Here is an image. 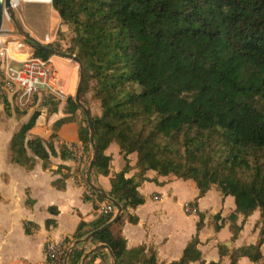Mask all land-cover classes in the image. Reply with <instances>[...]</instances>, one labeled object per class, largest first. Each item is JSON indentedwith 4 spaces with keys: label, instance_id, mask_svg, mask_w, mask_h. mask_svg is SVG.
Here are the masks:
<instances>
[{
    "label": "trees",
    "instance_id": "16d2710c",
    "mask_svg": "<svg viewBox=\"0 0 264 264\" xmlns=\"http://www.w3.org/2000/svg\"><path fill=\"white\" fill-rule=\"evenodd\" d=\"M51 6L71 34L66 52L84 66L80 97L89 84L93 99L100 102L101 115L92 118L98 148L94 171L105 149L118 138L124 155L137 153L142 173L151 170L159 176L193 179L200 196L215 187L233 197L236 210L224 220L230 222L234 238L241 230L237 214L247 217L259 210L257 242L229 256L230 264L242 257L264 264V0H51ZM46 48L34 47L33 56L50 58L52 45ZM66 103L68 113L79 111L86 122L79 140L89 148L85 114L74 96ZM59 104L49 94L42 96L39 109L11 140L13 163L33 168L34 158L23 153L27 146L47 167L49 153L41 142L25 140L41 109L54 113ZM142 181L118 173L109 195L123 211L134 209L144 203L137 191ZM111 219L103 215L87 230L83 223L75 239ZM204 219L199 214L198 230ZM93 239L109 247L116 264H131L125 259L126 242L114 240L109 228ZM198 243L195 237L170 264H206ZM144 250L140 248V262L157 264L155 252L146 256ZM83 255L82 250H73L70 262Z\"/></svg>",
    "mask_w": 264,
    "mask_h": 264
},
{
    "label": "crops",
    "instance_id": "0c3cea01",
    "mask_svg": "<svg viewBox=\"0 0 264 264\" xmlns=\"http://www.w3.org/2000/svg\"><path fill=\"white\" fill-rule=\"evenodd\" d=\"M53 12L59 18L57 26L60 28L61 42L57 45V50L60 51L68 47L71 34L67 25L61 23L58 13L54 10ZM19 16L25 27L27 22L24 16L21 13ZM29 33L35 39L43 40L36 30L29 28ZM64 34L67 35L66 38ZM31 50V47L27 46L21 57L31 56ZM61 52L65 53L64 50ZM54 64L73 88L78 83V66L59 56L54 59ZM64 69L67 72H64ZM43 94L46 95H38L34 106L26 111L0 102V264L40 263L44 260V245L47 240L73 243L77 241L75 235L83 223L87 225L84 230H87L103 216L92 203L91 189L83 177L91 157V147H86L79 140V130L86 122L79 111L74 114L67 112V101L59 102L54 113L41 109V115L26 136L25 141L37 139L45 147L49 153L47 167H43L42 160L27 146L23 153L34 158L32 169L27 170L11 161V140L29 120L35 108L39 109ZM81 103L89 110L92 118L101 115L100 102L93 99L92 90L82 93ZM48 142L54 151L53 154ZM69 145L82 147L85 153L83 163L73 159L67 149ZM62 153L65 155L62 156ZM98 166V171L93 168L90 179L92 184L106 195H109L118 173L123 172L125 178H143L137 191L143 197L144 203L127 211L122 209L118 220L108 227L114 240L126 242L125 259L131 264H142V247L145 248L146 256H150L151 251L155 252L157 264L178 261L186 246L195 237L199 240L198 249L202 262L230 264L229 254L232 251L254 245L258 240L259 228L256 226L260 222L259 210L247 217L241 213L237 214V224L241 230L234 238L230 222L224 220L229 213L236 210L233 197L223 196L215 187L200 196L197 181L193 179L159 176L151 170L142 173L137 153L124 155L118 138L105 149L104 156L98 160ZM104 169L108 170L107 174L102 172ZM84 195L88 200L84 199ZM152 195H157L159 200L151 199ZM186 201L196 203V214L184 212L183 203ZM115 214L116 212L111 215L112 219ZM199 214L205 216L204 225L200 230L197 229ZM215 215H220V219L215 220ZM215 224L220 226V229L216 230ZM35 227L39 229L37 232L33 230ZM93 238L77 245L74 250H82L85 255L100 245ZM222 251L228 253L220 254ZM261 251L264 255V244ZM82 258L69 262L81 264ZM112 262L108 251L104 249L89 257L85 264ZM189 264L200 262L192 261ZM236 264L262 262L255 263L242 257Z\"/></svg>",
    "mask_w": 264,
    "mask_h": 264
},
{
    "label": "built area",
    "instance_id": "2783aa9c",
    "mask_svg": "<svg viewBox=\"0 0 264 264\" xmlns=\"http://www.w3.org/2000/svg\"><path fill=\"white\" fill-rule=\"evenodd\" d=\"M58 28L43 39L45 44L52 45V50L56 51H58L57 45L61 42L60 28ZM70 46L71 41L68 43V47ZM26 48L25 41L17 35L8 39L0 35V102L22 111L31 109L35 98L41 93L51 95L60 103L66 102L73 95V88L54 64V59L58 56L53 54L46 60L34 56L22 58L21 53ZM67 149L78 163L84 162L85 153L82 147L69 145ZM85 176L86 173L83 175L84 179ZM150 198L159 200L157 195H152ZM91 201L101 215L111 216L117 211L105 199L99 200L92 196ZM183 210L186 214L193 215L198 212V207L195 202L186 201L183 203ZM33 230L37 232L39 229L35 227ZM73 243L47 240L44 245V260L40 263L26 264H70Z\"/></svg>",
    "mask_w": 264,
    "mask_h": 264
},
{
    "label": "water",
    "instance_id": "95a60500",
    "mask_svg": "<svg viewBox=\"0 0 264 264\" xmlns=\"http://www.w3.org/2000/svg\"><path fill=\"white\" fill-rule=\"evenodd\" d=\"M5 16L13 23L18 37L22 38L23 40H25L27 42L32 43L34 45V47H36L37 49H47L45 45L41 44L27 30H25L22 22L20 21V19L18 18L17 14L14 10V5L12 3V0H0V32L2 30L3 21H4ZM52 52H53V54H55L59 57L68 59V60L76 63L78 68H79V81H78L77 86H76L74 100H75V103L82 109L83 113L86 116L87 126L89 129V142H90V147L92 149V154H91V157H90V160L88 163V168L86 171L85 181L91 190L100 194L103 199L110 202L117 209L114 218L109 223H107L105 226L101 227L100 229L91 232L85 238L75 241L73 243V247H72V250H74L77 247V245L84 243V242L85 243L88 242L91 238L95 237L100 231L110 227L113 223H115L122 213V206L120 205V203L118 201H116L115 199H113L109 195H106L105 193H103L101 191V189L96 188L92 184L91 179H90V175H91L93 168H94V165L98 159V148L95 144L96 130H95V127L93 124L92 117L90 115L89 110L81 103L80 94H81V91L83 88L84 75H85L83 63L74 54L64 53V52L56 51V50H52ZM104 249L108 251V253H109V255L113 261L112 264H116L114 254L111 252L109 247L107 245H104V244H100L97 247H95L94 249H91L90 251L86 252L84 257L82 258L81 264H85L86 260H88L89 257L93 256L97 251L104 250Z\"/></svg>",
    "mask_w": 264,
    "mask_h": 264
},
{
    "label": "rangeland",
    "instance_id": "374dc122",
    "mask_svg": "<svg viewBox=\"0 0 264 264\" xmlns=\"http://www.w3.org/2000/svg\"><path fill=\"white\" fill-rule=\"evenodd\" d=\"M14 10L19 19H20L19 13H21L24 16L27 22L26 26L24 27L25 30H27L28 32H29V28L36 30L37 34L42 39H44L46 35H51L53 31L55 30L56 26L59 24V18L57 17V15L53 12L51 8V1L49 3H33V2H24L20 0L18 5L14 7ZM0 35L4 39H8L10 38V36L17 35L16 29L13 23L6 16L4 17L3 26H2ZM66 36L67 35L64 34V38H66ZM39 42L47 46V44H45L43 40ZM30 47L32 50L29 52H31L32 53L31 56H33L34 45L31 43ZM79 47H80V43H78L76 46L77 50L79 49ZM68 49L69 47L63 50L65 51V53H67L66 51ZM63 50L61 49L60 51H63ZM64 72H67L66 69H64ZM78 81H79V77H78ZM76 86H77V83L73 87L72 96L75 95ZM87 87L89 88V84H85L86 90H88ZM91 154H92V149H91Z\"/></svg>",
    "mask_w": 264,
    "mask_h": 264
},
{
    "label": "bare ground",
    "instance_id": "6f19581e",
    "mask_svg": "<svg viewBox=\"0 0 264 264\" xmlns=\"http://www.w3.org/2000/svg\"><path fill=\"white\" fill-rule=\"evenodd\" d=\"M19 1L20 0H12L14 7L18 5ZM22 1L33 2V3H49L50 2V0H22Z\"/></svg>",
    "mask_w": 264,
    "mask_h": 264
}]
</instances>
